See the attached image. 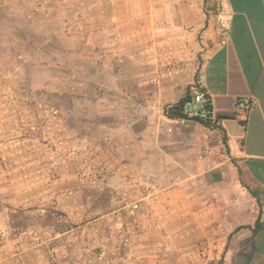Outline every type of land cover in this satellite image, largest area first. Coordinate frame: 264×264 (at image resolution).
Masks as SVG:
<instances>
[{"label":"rangeland","instance_id":"1","mask_svg":"<svg viewBox=\"0 0 264 264\" xmlns=\"http://www.w3.org/2000/svg\"><path fill=\"white\" fill-rule=\"evenodd\" d=\"M209 8L0 0V264H228L253 201L217 130L163 114Z\"/></svg>","mask_w":264,"mask_h":264},{"label":"crops","instance_id":"2","mask_svg":"<svg viewBox=\"0 0 264 264\" xmlns=\"http://www.w3.org/2000/svg\"><path fill=\"white\" fill-rule=\"evenodd\" d=\"M217 1L229 19V35L224 45L218 44L211 12L215 0H207V32L213 46L199 76L211 99L213 119L222 132L214 130L221 138L225 136L223 145L233 160L227 172L233 176L235 187L253 201L244 225L232 238L234 247L228 264H264V0ZM238 98L252 102L243 121L236 115ZM219 171L213 176L221 180ZM259 213L260 227L253 234L251 229Z\"/></svg>","mask_w":264,"mask_h":264},{"label":"built area","instance_id":"3","mask_svg":"<svg viewBox=\"0 0 264 264\" xmlns=\"http://www.w3.org/2000/svg\"><path fill=\"white\" fill-rule=\"evenodd\" d=\"M211 12L215 17V26L214 31L216 34L217 42L219 45H224L227 41L230 22L229 19L224 15L222 6L219 1L215 0L214 6L211 9ZM190 99L184 104V113L185 118L181 120H188L193 118H198L200 120H210L214 121L212 116V103L210 96L201 86V77L198 76L197 83L191 87L190 90ZM192 103H198L201 105L200 109H193ZM236 115L238 118L243 121L246 118V115L249 109L252 107V102L248 98H238L236 100Z\"/></svg>","mask_w":264,"mask_h":264},{"label":"trees","instance_id":"4","mask_svg":"<svg viewBox=\"0 0 264 264\" xmlns=\"http://www.w3.org/2000/svg\"><path fill=\"white\" fill-rule=\"evenodd\" d=\"M196 84V83H195ZM190 96L189 94H184L179 99H177L173 103H168L163 106V114L166 118L171 120H177L185 118L186 115L184 113V104L185 102L189 101ZM192 120L199 121L204 126L212 128V129H218L220 132H222V129L219 125L216 124L215 121L210 120H200L198 118H193ZM222 140L225 142V136H222ZM257 199V198H256ZM257 201V200H256ZM260 213L258 214L257 218L254 221L253 227L251 229L252 233L254 234L260 227Z\"/></svg>","mask_w":264,"mask_h":264}]
</instances>
